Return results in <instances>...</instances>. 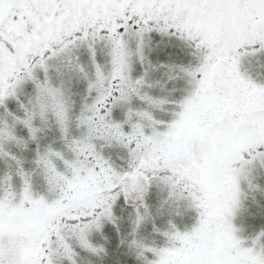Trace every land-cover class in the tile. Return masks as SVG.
Listing matches in <instances>:
<instances>
[{"label":"snow or ice","instance_id":"snow-or-ice-1","mask_svg":"<svg viewBox=\"0 0 264 264\" xmlns=\"http://www.w3.org/2000/svg\"><path fill=\"white\" fill-rule=\"evenodd\" d=\"M0 264H264V0H0Z\"/></svg>","mask_w":264,"mask_h":264}]
</instances>
